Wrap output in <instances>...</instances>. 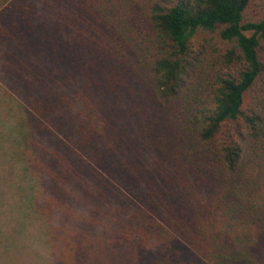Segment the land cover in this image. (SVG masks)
<instances>
[{"label": "trees", "instance_id": "16d2710c", "mask_svg": "<svg viewBox=\"0 0 264 264\" xmlns=\"http://www.w3.org/2000/svg\"><path fill=\"white\" fill-rule=\"evenodd\" d=\"M0 59L23 98L2 186L34 191L27 225L54 217L60 264H101L92 241L108 264H264V0H0ZM114 190L120 236L78 232Z\"/></svg>", "mask_w": 264, "mask_h": 264}, {"label": "rangeland", "instance_id": "374dc122", "mask_svg": "<svg viewBox=\"0 0 264 264\" xmlns=\"http://www.w3.org/2000/svg\"><path fill=\"white\" fill-rule=\"evenodd\" d=\"M5 64V61L0 59V169H2V173H0V186H2L4 179L8 176L13 174L18 175L6 166L5 158L6 156H10L12 150V145L8 141V133L11 127V124H8V122H19L20 102L23 101L21 97L22 91L18 84V77L13 79L9 78L8 75L3 72L6 70L4 68ZM42 91L43 90L40 89L39 93H42ZM50 140L51 139L41 138L39 142L42 141V144L52 149ZM53 147H55V145ZM5 183L6 184L2 186V190L6 193L5 197L0 190V264H60V257L63 260L69 258L68 251H65L61 246L57 249L59 242L56 239L54 241L52 238L54 236V231L58 233L56 230H60L57 228L58 224L54 222L53 216L52 220L48 222L47 227L46 222L39 229L36 228L35 224L27 225L26 221L28 215H30L29 203L32 201L34 191L32 189L26 191L22 187L16 190L13 185H8L9 182ZM94 190L95 195L93 198H96L101 194L102 190L100 187ZM118 200L119 195L114 190L111 193V201L103 203L107 205V216L99 219L98 217L92 216V212L95 210L91 206L82 205L84 207H79V210L78 208L74 209L73 211L77 213V217L81 214V216L87 217V222L91 224L88 228H78L77 231L82 234L90 232V234H93L94 240L98 239L95 235L106 236V233H109V229L111 241L120 236L118 235L115 237V229L111 231L112 227L115 226L116 218L114 214L117 208L125 209V206L121 205ZM9 201L11 202V207L8 205ZM21 208H23L25 212H21ZM60 210V208H52V212L56 215H60L62 218ZM53 213L52 215H54ZM59 224L62 225L63 223ZM49 225L52 226L51 234ZM45 227V233L52 241H47V239L44 238L43 231ZM69 228H72V226L69 225ZM65 233L67 232H62L60 236L61 240L63 236H65ZM1 235L16 237V245L7 248L2 247ZM89 246L93 250V253H90L92 263L101 262V264H108V255H110V252L106 250L102 243L92 241L89 243Z\"/></svg>", "mask_w": 264, "mask_h": 264}]
</instances>
